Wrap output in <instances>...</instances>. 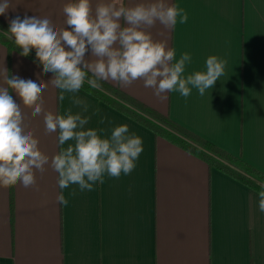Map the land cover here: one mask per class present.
Instances as JSON below:
<instances>
[{
  "label": "crops",
  "instance_id": "0c3cea01",
  "mask_svg": "<svg viewBox=\"0 0 264 264\" xmlns=\"http://www.w3.org/2000/svg\"><path fill=\"white\" fill-rule=\"evenodd\" d=\"M69 2L12 0L0 19L10 23L33 11L50 12L63 28ZM138 2L119 0L128 7ZM169 3L184 9L188 22L174 30L157 24L150 30L153 39L174 47L177 58L191 53L188 72L203 70L209 56L223 58L225 75L203 97L193 90L187 98L169 93L163 101L143 80L129 86L106 82L264 172V0ZM85 59H92L90 50ZM18 71L46 83L53 78L41 62L0 42V86L3 75ZM43 91L41 114L22 96L21 102L27 126L49 158L59 148L57 133L45 131L44 114L69 109L90 117L87 128L126 124L143 139V152L130 175L105 177L92 191L65 189L66 207L57 203L58 176L50 166L36 172L34 187L0 182V264H264V213L258 210L257 190L90 91L76 94L88 105L86 113L72 103V94L60 101L51 84Z\"/></svg>",
  "mask_w": 264,
  "mask_h": 264
},
{
  "label": "clouds",
  "instance_id": "9594fccd",
  "mask_svg": "<svg viewBox=\"0 0 264 264\" xmlns=\"http://www.w3.org/2000/svg\"><path fill=\"white\" fill-rule=\"evenodd\" d=\"M12 7V0H0V16ZM65 27L60 28L50 12L33 11L23 19L11 20L3 31L18 50L27 54L36 45L44 70L52 74L47 83L38 75L23 72L3 75L0 86V182L19 181L25 188L36 186V172L50 166L57 173L60 189L57 203L67 206L64 190L75 185L80 192L92 191L105 177L130 175L143 152V139L126 124L110 129L87 128L90 117L71 109L63 115L44 114L45 131L57 133L59 151L49 158L39 148V140L28 120L23 100L33 103V111H43V90L51 84L59 90V100L72 94L75 106L88 111L76 94L85 84L103 92L102 82L129 86L143 80L160 100L169 93L189 97L193 90L204 96L225 75L227 60L212 55L204 69L188 72L193 62L189 52L177 58L176 49L166 41L153 39L157 24L174 30L188 22L187 12L169 0H139L128 7L119 0H70L63 8ZM91 51L92 59L86 60ZM5 69V73H8ZM18 89V90H17ZM101 123H104L101 120ZM109 124L111 122L109 121ZM74 195L75 192L70 193ZM258 210L264 213V184L260 185Z\"/></svg>",
  "mask_w": 264,
  "mask_h": 264
},
{
  "label": "trees",
  "instance_id": "16d2710c",
  "mask_svg": "<svg viewBox=\"0 0 264 264\" xmlns=\"http://www.w3.org/2000/svg\"><path fill=\"white\" fill-rule=\"evenodd\" d=\"M9 24L0 19V42L9 49L17 50L24 54L23 50L16 49L7 35L3 33V31L8 30ZM24 55L43 64L42 58L36 52L35 44H32L29 52ZM102 86L104 88L103 92L90 89L87 84L83 86V89L90 91L99 97L100 100L119 110L127 109L133 117L148 126L157 135L189 150L208 162L210 166H214L242 183L260 191V185L264 184V172L255 168L241 157L234 156L228 151L193 134L171 119L169 115L148 107L144 103L130 97L118 87L108 82H102Z\"/></svg>",
  "mask_w": 264,
  "mask_h": 264
}]
</instances>
